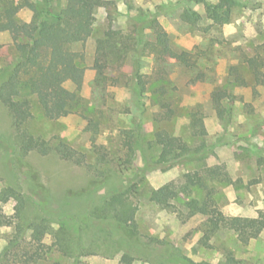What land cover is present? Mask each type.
Here are the masks:
<instances>
[{
	"label": "rangeland",
	"instance_id": "rangeland-1",
	"mask_svg": "<svg viewBox=\"0 0 264 264\" xmlns=\"http://www.w3.org/2000/svg\"><path fill=\"white\" fill-rule=\"evenodd\" d=\"M19 1V19L30 21L39 0ZM65 4L54 0L52 6L60 10ZM185 7L200 14L195 23L182 20ZM160 31L179 59L161 51ZM107 32L115 47L98 59V40ZM11 45V34L0 32V64ZM73 48L82 53L85 66L80 100L71 113L51 120L42 113L46 98L31 95L27 126L50 145L65 141L84 155L81 164L54 152H30L25 159L34 175L19 169L11 117L0 102V189L19 186L27 195V216H46L51 233L62 227L70 239L67 254L51 246L35 264H226L229 254L235 264H264V227L243 243L226 226L231 216L264 218V0H235L222 24L209 19L198 0H96L92 32ZM139 80L145 82L143 90ZM162 84L174 110L169 119L152 96ZM64 86L73 89L70 81ZM194 111L203 118L202 137H191ZM124 129L138 137L136 158L121 171ZM159 130L193 144L204 140L206 157L173 160V150L162 151L155 141ZM203 164L217 167L216 174H200L220 215H188L186 204L202 196L201 187H191L166 206L150 200L152 188L169 181L179 185L184 173L202 170ZM139 176L133 233L89 215L93 204ZM36 182L48 192L32 194ZM14 205L13 199L1 204L2 216H12ZM12 232V226L0 225V251ZM51 233L45 237L48 245ZM205 235L208 245L202 243Z\"/></svg>",
	"mask_w": 264,
	"mask_h": 264
},
{
	"label": "trees",
	"instance_id": "trees-1",
	"mask_svg": "<svg viewBox=\"0 0 264 264\" xmlns=\"http://www.w3.org/2000/svg\"><path fill=\"white\" fill-rule=\"evenodd\" d=\"M198 1L205 3L206 16L217 24L228 21L231 8L235 3V0ZM53 2L54 0H39L31 20L22 21L17 15L22 7L19 0H0V32L10 33L12 39L10 55L0 64V102L6 107L11 117L13 143L17 151V167L33 175V168L25 159L30 152L41 155L54 152L59 158L76 164H81L84 160V155L65 141L59 140L50 145L44 138L34 135L27 126L28 120L32 117L29 99L31 95L46 98L42 113L44 117L51 120L71 113L74 105L80 100L79 91L83 83L85 66L82 53L74 49L73 45L83 42L91 34L96 0H66L65 6L60 10L52 6ZM181 18L186 22L195 23L200 18V14L185 7ZM165 35V32L160 31L157 38L161 51L179 59L178 55L172 54L169 50ZM115 41L111 32H107L102 39H99L95 49L97 58L105 59L115 47ZM184 54L185 52L180 56L185 61ZM65 81L73 84L72 90L64 86ZM138 86L143 90L145 82L139 80ZM221 92V90L218 91V93ZM165 93L166 89L162 84L152 91V96L157 99L159 107L164 109L163 118L169 119L174 110L171 102L164 98ZM189 118L191 137L205 135L206 129L202 115L194 111L190 113ZM137 137L138 134L133 129L122 130V148L125 152L124 157L118 159V168L121 171L128 169L136 158ZM154 137L162 151L173 150V160L190 158L203 161L206 157L204 140L193 144L166 130L157 131ZM94 151L96 152V149ZM96 156L99 159V156L103 157V154ZM200 169L202 170L195 169L184 173L183 181L179 185L169 181L152 188L149 193L150 200L160 206H166L179 194H188L191 187H201L205 190L202 196L191 198L186 204L188 215L196 213L220 215L221 211L211 193L206 189L204 177L200 174L201 171L216 174L217 167H208L203 164ZM98 175L105 177V172L100 171ZM141 177L143 176H139L122 188L109 192L90 207L89 215L96 219L111 220L127 233H133L136 227L138 210L136 197ZM95 183H97L95 180L89 182L88 186ZM47 192L48 190L38 182L31 187L32 194L43 195ZM26 198L27 195L19 186L6 185L0 189V205L9 199L15 201L12 216L4 217L0 210V225L13 228L11 237L0 251V264H35L45 257L51 246L64 254L69 251L70 239L66 230L60 227L51 233L46 216H27ZM226 226L236 232L241 242L247 243L259 235L264 227V218L261 215L252 218L231 216L226 219ZM50 233L53 240L48 245L45 243V237ZM207 239L208 236L205 235L202 243L208 245ZM227 259L226 264H235L231 262L230 254Z\"/></svg>",
	"mask_w": 264,
	"mask_h": 264
}]
</instances>
